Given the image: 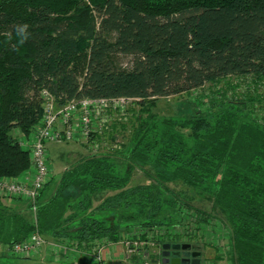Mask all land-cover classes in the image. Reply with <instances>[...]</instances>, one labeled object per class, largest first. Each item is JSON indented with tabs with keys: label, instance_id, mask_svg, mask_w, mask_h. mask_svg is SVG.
<instances>
[{
	"label": "trees",
	"instance_id": "1",
	"mask_svg": "<svg viewBox=\"0 0 264 264\" xmlns=\"http://www.w3.org/2000/svg\"><path fill=\"white\" fill-rule=\"evenodd\" d=\"M24 24L30 36L19 44L16 28ZM121 55L130 66L116 62ZM245 74L264 82V0H0V177L30 168L16 133L39 124L44 89L58 106L82 97L138 98L147 115L137 117L130 147L118 155L123 170L117 155L89 153L42 198L46 184L35 202L37 226L26 212L32 203L21 211L0 196V241L10 246L37 227L47 238L79 241L78 248L100 237L116 242L121 225L98 213L132 206L144 216L140 224H166L151 214L164 205L177 210L178 200L163 197L161 187L181 181L208 193L223 215L233 264H264V120L250 115L253 105L218 103L212 117L166 118L161 128L147 106ZM138 166L153 168L155 182L131 185ZM181 208L185 218L211 220L189 203Z\"/></svg>",
	"mask_w": 264,
	"mask_h": 264
},
{
	"label": "rangeland",
	"instance_id": "2",
	"mask_svg": "<svg viewBox=\"0 0 264 264\" xmlns=\"http://www.w3.org/2000/svg\"><path fill=\"white\" fill-rule=\"evenodd\" d=\"M114 59L123 67H128L131 64V57L127 55L116 56ZM84 70L83 66L79 68L81 77ZM139 101L140 99L138 98H126L124 105L122 103L124 112L118 113L113 119V122L110 121V118L102 125L104 128L101 134L93 135L90 140L82 139L48 143L47 151L53 171L51 183L45 190V198L55 191L65 168L89 153L96 155L111 153L117 155L115 161L123 170L126 160L118 155L125 153L127 148L130 147L131 138L137 126V117L141 116L144 118L147 116L146 113L141 112L142 106ZM236 101H247L248 107H253L250 112L252 114L250 115L260 121L261 119L264 120V82L253 74L228 75L221 79L210 80L186 92L152 99L147 106L155 114L154 120L159 125V128H161V121L163 119L184 120L196 115V112L212 117L215 114L214 112L217 109L218 103L228 104ZM251 105L253 106L251 107ZM183 131L187 135V140L190 143L192 140L188 136L189 130L186 128ZM16 134L19 135L20 144L22 141H28V144L24 143L25 146L29 147L28 145H31L30 139L32 138V132L28 135ZM93 142L97 143V147L96 145L93 147ZM153 174V168L145 166L142 168L138 166L133 171L130 184L153 183L155 182L152 176ZM161 192L165 198L177 199L179 205L177 206V210L176 204L173 208L164 205L165 208L163 207V211L160 213H150L154 219L157 221L164 220L163 222L166 224L161 223L150 226L140 224L144 216L132 206L98 213L100 217L107 218L110 223H118L121 225L120 239L114 242L108 238L100 237L86 244L82 243L81 245L84 246L80 245L79 249L82 251L85 250L84 254L86 255L90 250L99 252L106 245L113 247V250H115L113 252L118 253L117 258H115L112 264H192L172 262L170 254L173 253L171 252L173 248L168 250L169 254H163L166 250L163 248L164 244L189 243L192 245V248L195 246L201 252L200 264H233V257L230 253L231 230L223 215L213 207V202L209 194L197 188L190 187L181 181L165 183L161 187ZM105 193L100 195L99 201L106 195ZM23 200L22 198L19 200L9 199V197L6 198L8 203L15 204L21 203ZM98 202L95 204H98ZM182 202L189 203L195 209L210 213L212 216L210 218L211 220L198 221V218L193 214L185 218L181 208ZM24 203L28 204L29 202L24 201ZM28 211L32 217V211ZM177 212L182 217H179V219H182L180 221L176 217ZM169 214H171L172 219L167 220L166 218V221L164 217ZM177 220L180 223L184 222L185 225H175ZM126 224H129V227L125 228L124 225ZM45 238L49 239L50 243H52V238H47L46 236ZM62 241L64 242L61 243L68 241L69 245H72L71 247L68 246V248H72L71 251L79 243V241L69 238H64ZM126 241L130 242L126 243ZM116 244L119 247L115 246ZM7 252L9 256L5 259L6 261L0 260V263L39 264V260L37 259H18L14 257V253L10 250H7Z\"/></svg>",
	"mask_w": 264,
	"mask_h": 264
},
{
	"label": "built area",
	"instance_id": "3",
	"mask_svg": "<svg viewBox=\"0 0 264 264\" xmlns=\"http://www.w3.org/2000/svg\"><path fill=\"white\" fill-rule=\"evenodd\" d=\"M43 100L42 116L39 124L32 131L29 147L22 141V147L30 152L31 166L17 177H0V196L22 198L32 203V210L36 214V200L43 188L52 178V166L49 160L47 145L50 142L71 140H90L93 135L101 134L102 126L118 113L124 112L125 96L120 97H82L71 99L62 106H58L54 96L46 89L41 91ZM123 103V105H122ZM111 122V123H112ZM28 144V143H27ZM93 147L97 143L93 142ZM35 225L37 221L35 218ZM49 241L36 229L23 241L8 246V250L15 256H30ZM130 241H126L129 243ZM53 247H70L66 243H50ZM76 248L77 245H75ZM102 248V247H100ZM133 250V249H131ZM130 250V251H131ZM95 253V250H94ZM99 264H112L102 256H95Z\"/></svg>",
	"mask_w": 264,
	"mask_h": 264
},
{
	"label": "crops",
	"instance_id": "4",
	"mask_svg": "<svg viewBox=\"0 0 264 264\" xmlns=\"http://www.w3.org/2000/svg\"><path fill=\"white\" fill-rule=\"evenodd\" d=\"M42 198H45V191L42 194ZM24 201L25 200L21 201V203H18V204H15V203H10V204L15 209L25 211L27 204L24 203ZM31 211L33 213V216L31 218L33 219V222H35L36 214L33 212L32 209ZM26 212L29 213V211H26ZM47 241H49V239H47ZM52 242L61 243L58 240H53ZM49 243L50 241L30 256H26V257L20 256L19 257V256L14 255V257L18 259H37L39 260V264H99L96 261L95 256L99 255L107 259L109 258V260L112 263H114L115 258H117L116 256L118 253V252H113L115 251L113 250V247H108L106 245V247L101 249L99 252L95 251L94 253V251L90 250L85 255L84 254L85 250L82 251L79 248H75L73 251H71L72 248L65 249L64 247H61V248L57 246L53 247ZM115 246H117V244ZM7 250H8V245L0 241V260H5L7 256H9L8 255L9 253L7 252ZM0 264H4V263H0Z\"/></svg>",
	"mask_w": 264,
	"mask_h": 264
},
{
	"label": "water",
	"instance_id": "5",
	"mask_svg": "<svg viewBox=\"0 0 264 264\" xmlns=\"http://www.w3.org/2000/svg\"><path fill=\"white\" fill-rule=\"evenodd\" d=\"M163 248L166 249L164 251V255H167L169 254V249L170 248H173V249H183V250H190L192 248V245L187 243V244H170V243H167V244H164L163 245ZM178 253V252H177ZM189 255H191L193 257V259H190L189 258ZM200 255H201V252L200 251H193L192 253L190 252H187V257L183 258V259H177V260H172V262L174 263H192V264H200L201 263V259H200Z\"/></svg>",
	"mask_w": 264,
	"mask_h": 264
},
{
	"label": "flooded vegetation",
	"instance_id": "6",
	"mask_svg": "<svg viewBox=\"0 0 264 264\" xmlns=\"http://www.w3.org/2000/svg\"><path fill=\"white\" fill-rule=\"evenodd\" d=\"M196 250H198V249L195 246L193 248H191L190 250L189 249L188 250L171 249V252H173V253L170 254V257H171V260L183 259V258L187 257V252L192 253L193 251H196ZM200 257H201V255H200ZM189 258L193 259V257L191 255H189Z\"/></svg>",
	"mask_w": 264,
	"mask_h": 264
},
{
	"label": "clouds",
	"instance_id": "7",
	"mask_svg": "<svg viewBox=\"0 0 264 264\" xmlns=\"http://www.w3.org/2000/svg\"><path fill=\"white\" fill-rule=\"evenodd\" d=\"M28 28H29V25H27V24L17 25L16 35L19 38V40H18L19 44L25 43V41L29 38L30 33L27 31ZM21 29H23V35L21 33Z\"/></svg>",
	"mask_w": 264,
	"mask_h": 264
}]
</instances>
